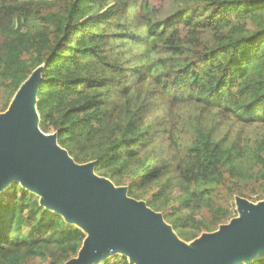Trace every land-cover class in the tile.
I'll list each match as a JSON object with an SVG mask.
<instances>
[{
  "label": "trees",
  "instance_id": "trees-1",
  "mask_svg": "<svg viewBox=\"0 0 264 264\" xmlns=\"http://www.w3.org/2000/svg\"><path fill=\"white\" fill-rule=\"evenodd\" d=\"M37 67L40 127L179 238L264 198V0H0L6 103ZM84 237L18 182L0 192V264H63Z\"/></svg>",
  "mask_w": 264,
  "mask_h": 264
},
{
  "label": "water",
  "instance_id": "water-1",
  "mask_svg": "<svg viewBox=\"0 0 264 264\" xmlns=\"http://www.w3.org/2000/svg\"><path fill=\"white\" fill-rule=\"evenodd\" d=\"M40 72L30 73L0 114V192L16 181L85 233L76 256L63 264H92L113 251L131 264H240L264 256V201L237 196L239 217L187 244L160 212L97 176L96 161L76 163L55 133L37 128Z\"/></svg>",
  "mask_w": 264,
  "mask_h": 264
},
{
  "label": "rangeland",
  "instance_id": "rangeland-1",
  "mask_svg": "<svg viewBox=\"0 0 264 264\" xmlns=\"http://www.w3.org/2000/svg\"><path fill=\"white\" fill-rule=\"evenodd\" d=\"M27 79V78H26ZM18 90V89H17ZM17 90L13 93V95H12V97L10 98V100H8V102L6 103V100H5V98L3 97V95H2V93H1V91H0V114H3L7 109H8V107H9V104H10V102H11V99L13 98V96H14V94L17 92ZM37 128H38V130L39 131H41V133H43L44 135H48V134H54L55 132H48V131H45L43 128H41L40 127V118H39V116H38V119H37ZM226 128H227V126H226ZM45 133H47V134H45ZM158 139V138H157ZM57 141V140H56ZM158 143H159V145H156L157 146V150H158V152L159 153H161L162 152V158L163 159H165V160H168V163L169 164H172L173 163V161L172 160H170V152L167 150V140L165 139V138H159L158 139ZM58 144V143H57ZM59 145V144H58ZM60 146V145H59ZM61 148H63L62 146H60ZM161 148V149H160ZM63 149H65V148H63ZM66 150V149H65ZM66 152H67V150H66ZM68 153V152H67ZM68 155L70 156V154L68 153ZM71 157V156H70ZM72 158V157H71ZM73 159V158H72ZM74 160V159H73ZM75 161V160H74ZM76 162V161H75ZM89 162V161H88ZM76 163H78V162H76ZM83 163H86V162H82V163H80L79 162V164H83ZM95 174L97 175V176H99V177H104V178H106V179H108V181H110L115 187H123L124 189H125V192H126V195L128 196V197H130V198H132V199H135V200H138V201H142V202H144L150 209H152L149 205H148V203H147V200L145 199V198H137V197H135V196H133L132 195V191H131V188L129 187V185H127V184H124V183H120V184H116L115 182H113V180H111L110 178H108V177H105V176H101V175H99V174H97L96 172H95ZM167 175L166 176H164L163 177V180H166L167 179ZM13 182H16V181H13ZM12 183V182H11ZM10 183V184H11ZM9 184V185H10ZM8 185V186H9ZM135 191V190H134ZM35 195V194H34ZM35 196H37V198H39L38 197V195L36 194ZM167 196H169V195H167ZM167 196H158L157 197V199L159 200V201H162L163 199H165ZM236 197L237 196H235V198L233 199V202H234V204H235V201H236ZM239 197V196H238ZM249 202H251L252 204H257V202L259 203V202H261V201H264V198L263 199H261V200H257V201H250V200H248ZM236 206V205H235ZM152 210H154V209H152ZM154 211H156V210H154ZM156 212H160V211H156ZM161 213V212H160ZM162 214V213H161ZM163 216V215H162ZM240 215H239V212H238V210H237V208L235 207V214H234V216L232 217V219L233 218H237V217H239ZM231 219V218H230ZM229 219V220H230ZM229 220L227 221V222H225V223H228L229 222ZM166 222V221H165ZM167 223V222H166ZM168 225H170V227L172 228V226H171V224H169V223H167ZM223 224V223H222ZM173 229V228H172ZM174 231V230H173ZM175 232V231H174ZM199 236H200V234H199ZM199 236H197V237H199ZM181 239V238H180ZM195 239V238H194ZM182 241H184L185 243H189L190 244V242L191 241H193V239L192 240H190V241H185V240H183V239H181ZM121 256H123V254L121 253V252H119V251H113V252H110L109 254H107L105 257H103L102 259H100L98 262H95V263H92V264H103V263H106V262H111V261H115V260H117L119 257H121Z\"/></svg>",
  "mask_w": 264,
  "mask_h": 264
},
{
  "label": "bare ground",
  "instance_id": "bare-ground-1",
  "mask_svg": "<svg viewBox=\"0 0 264 264\" xmlns=\"http://www.w3.org/2000/svg\"><path fill=\"white\" fill-rule=\"evenodd\" d=\"M45 134H47V133H45ZM108 180V179H107ZM258 203V202H257ZM189 244V243H188Z\"/></svg>",
  "mask_w": 264,
  "mask_h": 264
}]
</instances>
